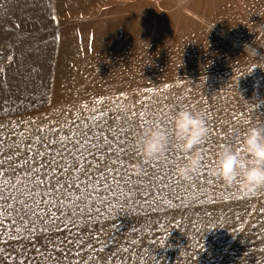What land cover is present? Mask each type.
<instances>
[{"label": "rangeland", "instance_id": "1", "mask_svg": "<svg viewBox=\"0 0 264 264\" xmlns=\"http://www.w3.org/2000/svg\"><path fill=\"white\" fill-rule=\"evenodd\" d=\"M180 108L199 112L210 129L201 146L205 163L190 182L175 175L184 156L174 141L158 161L143 160L136 147L149 128H168ZM256 123H264V0H0V160L12 157L7 178L28 188L43 179L42 196L59 179L64 187L56 196L72 193L67 203L97 177L101 185L115 179L125 192L135 190L130 200L110 196L100 223L32 217L30 239L19 223L11 226L15 214L0 217L8 225H0V264L30 257L35 264H108L109 251L119 252L114 264H264V189L246 192L214 173L220 146L238 148ZM85 124L89 136L100 134L105 159L93 162L90 177L60 165L53 175L49 149L37 137L71 136ZM114 233L109 251L100 252L96 237ZM9 235L17 239L4 243Z\"/></svg>", "mask_w": 264, "mask_h": 264}, {"label": "snow or ice", "instance_id": "2", "mask_svg": "<svg viewBox=\"0 0 264 264\" xmlns=\"http://www.w3.org/2000/svg\"><path fill=\"white\" fill-rule=\"evenodd\" d=\"M143 115V114H141ZM95 119V118H94ZM83 132L73 133L71 136L63 135L58 136L57 139L51 140L42 137H37V140H43L44 146L46 149H49L47 154L51 156V160L49 164L51 165L50 172L55 174V167L60 165L64 172H81L87 177L91 176V173L88 172V168L92 166L93 162L101 161L105 159V156L100 151L101 149V136L99 133H93L91 136L88 135V125H83ZM38 131H41L38 129ZM51 131V129H49ZM83 137L80 139L79 137ZM103 141L107 144V137H103ZM3 143V141H0ZM59 143L60 148L52 152L51 148ZM69 144L72 146L69 147ZM31 145H29V150H31ZM119 151V150H118ZM39 155H44V152L37 151L36 153ZM57 157L60 159L58 160ZM7 161H11L12 157L7 156ZM6 160H0V217L5 215H13L15 214V218L11 222L12 227H16L19 223L24 232L29 233L28 236L22 237L23 239H30L31 234L37 231L35 228V221L32 220V217H36L40 219L41 223H44V218H48L50 222H55L58 218H62L61 222L65 225L71 223L76 226H79V220L81 218L87 219L89 222L94 221L95 223L101 222V213L104 211V207L111 208V200L119 199V197L123 196L125 199L130 200L135 195V190H129L125 192L121 187L119 181L114 179V185H109L106 181L103 185L99 183L103 177H97L95 181L88 179L85 182L83 195L78 196L75 202L67 203L72 193L68 195H62L60 197L56 196V193L60 191L61 188L64 187L61 184L60 180H56V187L52 188L51 182H49V187L45 189L43 196L50 197L49 199H43L42 194L38 191L40 185L44 184L45 181L43 179H35L31 182L34 187L28 188L27 185H22L21 187L17 186L16 182H13L12 179L8 177V171L4 167ZM27 164L28 161L26 160ZM112 163H116L115 160ZM9 168H12L15 171L13 165L9 163ZM33 173L38 172L39 169L33 168L31 169ZM113 169L109 168V172L111 173ZM31 179V178H30ZM79 177H77V180ZM79 187V185H76ZM69 188H72L73 185L69 184ZM11 189V191H9ZM90 189V191H89ZM41 196L40 200H37L36 197ZM24 197V199H21ZM10 201H15L20 207H15L14 204L10 203ZM31 201V202H29ZM47 205V208L41 207V205ZM83 205V207H81ZM67 209V211H65ZM123 211V209H121ZM27 217V218H26ZM0 225L5 228L8 227L4 223L3 220H0ZM21 229L17 228V232L19 233ZM45 231H47V226H45ZM115 233L110 236L106 240H102V237L97 236L96 240L100 243L99 251H109V248L106 245L109 244V241L115 240ZM9 239H17L16 236L9 235L4 238L3 242L7 243ZM73 243H79V241H72ZM131 243L136 244L138 241L133 240ZM84 245L81 244V247ZM113 247H118L113 244ZM92 246H89L91 250ZM6 249L0 248V253L5 252ZM40 252V249H37ZM120 251L128 252L130 251L128 248L120 249ZM77 256L81 255L79 251L75 253ZM119 252H111L109 251L110 259L108 260V264H114L117 259ZM67 256V253H65ZM35 257L26 258L25 260H20L19 264H35ZM72 264H85L83 260H74ZM119 264H128L127 261H120Z\"/></svg>", "mask_w": 264, "mask_h": 264}, {"label": "clouds", "instance_id": "3", "mask_svg": "<svg viewBox=\"0 0 264 264\" xmlns=\"http://www.w3.org/2000/svg\"><path fill=\"white\" fill-rule=\"evenodd\" d=\"M169 119L168 128L154 126L143 132L136 139V147L143 160L158 161L166 156L170 143L174 141L184 156V162L175 168V175L190 182L205 163L201 146L207 140L210 129L206 119L190 108L176 109ZM214 173L225 184L238 182L246 192L264 189V123L249 126L238 148L221 145Z\"/></svg>", "mask_w": 264, "mask_h": 264}]
</instances>
